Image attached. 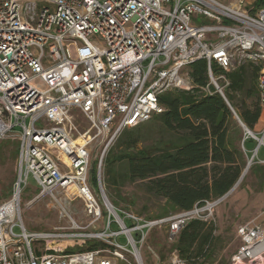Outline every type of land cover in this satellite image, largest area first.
<instances>
[{
	"label": "built area",
	"instance_id": "1",
	"mask_svg": "<svg viewBox=\"0 0 264 264\" xmlns=\"http://www.w3.org/2000/svg\"><path fill=\"white\" fill-rule=\"evenodd\" d=\"M244 6V0H0V142L18 143L11 196L0 203V264H144L140 246L152 230L164 227L173 242L190 221L212 220L228 193L151 220L116 208L103 189L102 165L124 130L163 111L160 95L192 88L186 69L197 60L207 64L204 91L210 85L225 101L226 74L244 64L259 67L264 119V7L252 15ZM199 17L211 24L195 23ZM229 109L243 130L245 155L243 142H255L247 164H264L258 156L264 125L253 133ZM73 111L87 122L86 130ZM95 141L98 191L90 184ZM24 191L33 195L27 207L46 202L65 225L52 232L26 230ZM74 194L85 222L68 214L67 198ZM236 237L240 245L230 264H264V224L247 221ZM162 264L187 261L174 250Z\"/></svg>",
	"mask_w": 264,
	"mask_h": 264
},
{
	"label": "trees",
	"instance_id": "2",
	"mask_svg": "<svg viewBox=\"0 0 264 264\" xmlns=\"http://www.w3.org/2000/svg\"><path fill=\"white\" fill-rule=\"evenodd\" d=\"M263 7L264 0H255L247 10L254 15ZM186 70L192 88L160 95L163 111L124 130L103 159L106 186L119 190L124 184H139L146 199L163 202L158 218L218 199L239 179L246 163L243 130L229 106L251 132L264 125L256 90L259 67L244 64L226 74V101L210 85L204 91L208 85L205 60L193 62ZM212 70L220 73L216 65ZM247 142L254 143L247 139L243 144ZM250 169L262 170L256 165ZM91 174L95 178L94 169ZM262 175L264 179V171ZM212 241L213 227L192 220L179 233L174 249L179 248L187 264H202L210 257Z\"/></svg>",
	"mask_w": 264,
	"mask_h": 264
},
{
	"label": "rangeland",
	"instance_id": "3",
	"mask_svg": "<svg viewBox=\"0 0 264 264\" xmlns=\"http://www.w3.org/2000/svg\"><path fill=\"white\" fill-rule=\"evenodd\" d=\"M223 4L234 3L237 0H217ZM255 0H244L245 9L248 6H252ZM195 23L202 25L211 24L210 20L197 18L194 20ZM90 41H95V37L89 38ZM74 56V53H72ZM249 71V70H248ZM250 73V72H248ZM187 77V76H184ZM246 86H249L248 80L246 81ZM226 88L224 89V91ZM248 103L250 101H247ZM72 114L75 117V123L80 126L82 130H86L88 127L87 122L84 118L78 114L77 111H73ZM263 117V116H262ZM233 118L234 115H233ZM258 125V124H257ZM37 127L41 126L40 123L36 124ZM263 128V125L256 133H259ZM92 134V131L90 132ZM97 141L92 144L93 149L96 147ZM113 146V144L111 145ZM110 146V147H111ZM247 151V156L250 157L252 150L255 147V143L247 142L244 145ZM98 149H94L91 155V167L96 172V158L94 155L99 154ZM107 153V152H106ZM105 153V155H106ZM18 155V143L16 141L2 140L0 142V203L8 200L11 196V187L15 178V164ZM104 155V157H105ZM245 159V166L247 164V159L243 153ZM260 159L264 158V150L261 149L258 154ZM255 163H252L254 165ZM263 166L264 165H258ZM249 167L246 175L243 177L242 181L236 188V191L244 189L246 186L251 189V194L243 199L236 198L231 199V196L225 199L224 203L218 206V209L224 207V218L220 221L215 213L216 208L213 211L212 220L208 225L213 227V241L210 246V257L202 262V264H228L229 258L233 254V251L238 245V241L234 236V229L237 225L250 221L251 219H259L261 223H264V192L258 193V179H263L261 170L259 173H253ZM244 170V169H243ZM92 175V174H91ZM260 176V177H259ZM90 184L93 189L98 191V188L93 180V175L91 177ZM102 179L104 183V169L102 165ZM29 186L34 188L35 185L31 179L28 181ZM103 189L110 203L119 209H124L130 211L143 219H158L157 214L162 213L163 202H158L156 200H148L144 197L143 192L139 184L122 185L119 190L112 189L103 184ZM32 194L24 191L21 195V218L24 223L26 230L30 232H52L55 228L65 225V219L60 220V213L57 209L46 208V202H37L27 207L26 203L31 200ZM68 201L70 205L67 206L68 214L77 222H85L84 219V207L83 203L79 197L74 194L68 196ZM133 200V204L130 201ZM227 207V208H226ZM177 212H170L169 214L163 216H169ZM148 216L150 218H148ZM162 218V217H161ZM113 229L116 227L113 225ZM14 232L18 233L20 230L16 227ZM179 236V235H178ZM178 236L175 241L169 242L166 236L165 228H157L151 231L145 240V242L140 246V253L144 264H162L164 263L169 255L176 249H174ZM120 242H124V239L120 238ZM158 243V244H157ZM38 246V245H37ZM88 246L79 248H68V251L77 252L79 250H87ZM154 255L158 258L155 259ZM200 263V262H199ZM120 264H125L120 262Z\"/></svg>",
	"mask_w": 264,
	"mask_h": 264
},
{
	"label": "crops",
	"instance_id": "4",
	"mask_svg": "<svg viewBox=\"0 0 264 264\" xmlns=\"http://www.w3.org/2000/svg\"><path fill=\"white\" fill-rule=\"evenodd\" d=\"M253 141V140H252ZM255 143V142H254ZM244 145V144H243ZM245 148V147H244ZM246 156V159H247V155H245ZM264 159V158H263ZM254 165H256V166H258V165H264V164H259V163H255ZM259 168H261L263 171H264V167L263 166H258ZM255 174H257V173H255ZM260 177V176H259ZM257 183H258V186H257V192L260 194V193H262V192H264V179H258L257 178ZM241 181H239L237 184L235 183V185L229 190V192H227L226 194V197L224 198V200L221 202V203H224L225 202V199H227L228 197H230L231 195V199L233 200V199H236V198H240V199H243V198H246V197H248L252 192H251V189L249 188V187H245L244 189H242V190H240L239 192H237L236 191V188H237V186L239 185V183H240ZM220 203V204H221ZM219 204V205H220ZM218 205V206H219ZM218 206L216 207V210H215V213H216V215H217V217H218V219L221 221L222 220V218H224V212H225V210L226 209H224V207L223 208H221V209H218ZM227 208V207H226ZM264 214V213H263ZM251 220H255L256 222H259V223H261L260 221H259V219H257V218H255V219H251ZM247 222V221H246ZM245 223V222H244ZM241 224H243V223H241ZM241 224H239V225H241ZM262 224H264V223H262ZM239 225H237L236 226V228L234 229V236H235V238L237 239V241H238V245H237V247H236V249L239 247V245H240V242H239V240H238V238L236 237V230H237V228H238V226ZM167 236V235H166ZM175 241V240H174ZM236 249L233 251V253L236 251ZM176 251H177V253L179 252V250L178 249H176ZM179 254V253H178ZM168 260V259H167ZM167 260L164 262V263H166L167 262ZM228 264H230V258H229V262H228Z\"/></svg>",
	"mask_w": 264,
	"mask_h": 264
},
{
	"label": "water",
	"instance_id": "5",
	"mask_svg": "<svg viewBox=\"0 0 264 264\" xmlns=\"http://www.w3.org/2000/svg\"><path fill=\"white\" fill-rule=\"evenodd\" d=\"M248 167H250V164H249V163L246 164V166H245L243 172L241 173L239 179L237 180L236 184H237V183L240 181V179L243 177V174L245 173V171L247 170ZM178 250H179V248H178Z\"/></svg>",
	"mask_w": 264,
	"mask_h": 264
},
{
	"label": "bare ground",
	"instance_id": "6",
	"mask_svg": "<svg viewBox=\"0 0 264 264\" xmlns=\"http://www.w3.org/2000/svg\"><path fill=\"white\" fill-rule=\"evenodd\" d=\"M78 142L80 143V140H78ZM248 169H249V167L247 168V170H246L245 173L243 174V177L246 175ZM243 177L240 179V181H242Z\"/></svg>",
	"mask_w": 264,
	"mask_h": 264
}]
</instances>
